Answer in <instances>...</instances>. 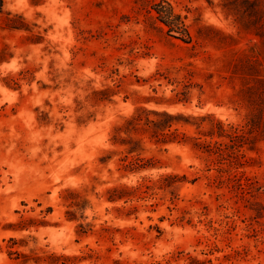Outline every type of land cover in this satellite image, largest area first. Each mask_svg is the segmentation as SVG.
Instances as JSON below:
<instances>
[{"label":"rangeland","instance_id":"obj_1","mask_svg":"<svg viewBox=\"0 0 264 264\" xmlns=\"http://www.w3.org/2000/svg\"><path fill=\"white\" fill-rule=\"evenodd\" d=\"M168 1L191 42L167 33L145 0H5L32 30L0 29V264H264V138L235 146L203 134L209 120L181 119L167 142L155 133L164 110L246 122L234 99L246 62L264 77V0L262 35L244 26L242 0ZM139 105L128 143H115L114 125ZM138 156L157 166L126 170ZM144 182L129 216L107 199L111 186ZM68 187L89 199L78 219ZM82 221L93 225L81 231Z\"/></svg>","mask_w":264,"mask_h":264},{"label":"trees","instance_id":"obj_2","mask_svg":"<svg viewBox=\"0 0 264 264\" xmlns=\"http://www.w3.org/2000/svg\"><path fill=\"white\" fill-rule=\"evenodd\" d=\"M150 2L151 8L156 11V19H158L161 23L168 27L167 33L170 35L179 38L185 42H191L193 35L190 29L189 24L186 22L185 17L182 13L178 12L175 9V6L168 0H145ZM244 1L248 8L245 12L247 15V23L244 25L246 28H249V23L253 24L254 28H257V34L262 35L263 27H256V20H261V12L263 10L262 5H258L255 0H242ZM237 10V9H235ZM237 13V11H236ZM240 13V11H238ZM241 16V15H240ZM154 17V16H152ZM32 26L28 19L19 12H14L6 8L5 0H0V29L2 28H10V29H19V30H32ZM256 30V29H255ZM39 37L41 35H38ZM233 39L232 35H227ZM38 39H36L37 41ZM7 46L0 50V61L5 60L7 57L6 53ZM250 61H252L250 59ZM255 67L253 65L245 64V73L246 76V83L245 87L237 90V97H235V101H241L244 103L246 107H248L250 113L249 116L244 124H233L231 128H228L225 122L219 118H216L213 113H207L201 116H192V115H185L184 113H172L167 110H164V114L168 116L167 123L163 125L162 131L157 130L155 131L157 139L162 141H171L175 140L179 133L175 131H171L172 126L180 122L181 119L185 120L187 123L196 124L198 128H200L205 120H209L210 127L209 129L203 130L201 132L206 135H211L214 137L215 135L218 136H230L233 142V145H238L240 142L245 140V142L251 143L252 148L255 147V143L257 140L264 138V77L263 74L251 72ZM253 75H261L259 79L253 77ZM253 80V81H252ZM257 81L263 84L257 85ZM192 83V82H191ZM191 83L187 84L190 85ZM188 92V91H186ZM186 94V93H185ZM146 108L142 105H139L134 114L130 116H126L123 123L115 124L113 127V136L112 139L115 143L120 144H127L128 139L123 136L122 132L126 131L130 128H137L138 123L142 120L143 114ZM154 121V119H151ZM168 129L166 131L165 129ZM186 137V134L184 135ZM188 137V136H187ZM195 145L201 146L202 142L195 141ZM211 146V144H207ZM218 147L222 148V144ZM212 148V147H210ZM209 148V149H210ZM135 149L130 150V152L134 151ZM126 159V158H124ZM124 166L126 170H134L140 171L143 169L153 168L156 167V163L153 161L152 158H145L138 156L131 161L125 162ZM165 177H176L177 180H182L186 178V175H179L177 173L167 174ZM169 183V185L173 186V189H176V183ZM147 185L145 182L141 183L140 185H131L128 183H120L114 186H111L107 189V199L112 202H119L123 201L122 205L115 206L116 209L121 211L124 215L129 216L132 212L136 209L135 206H128V202L132 200L135 196L139 194V189ZM62 199L64 203L67 205V213L70 219H78V210L84 209L85 204L89 203V199L86 198L82 192L77 188L68 187L62 192ZM83 219L87 216L85 213L81 215ZM87 225H93L91 222H84L80 223V230L85 231L84 228ZM19 228L24 229L28 228L30 225L28 224V219L23 218L19 222ZM56 256V255H55ZM65 258H69V256H65ZM57 257L55 260H58ZM57 262V261H53ZM65 262V261H64ZM67 262V261H66Z\"/></svg>","mask_w":264,"mask_h":264}]
</instances>
